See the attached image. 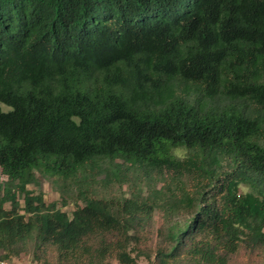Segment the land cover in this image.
Segmentation results:
<instances>
[{
	"label": "trees",
	"instance_id": "trees-1",
	"mask_svg": "<svg viewBox=\"0 0 264 264\" xmlns=\"http://www.w3.org/2000/svg\"><path fill=\"white\" fill-rule=\"evenodd\" d=\"M0 168V260L264 264V0H0Z\"/></svg>",
	"mask_w": 264,
	"mask_h": 264
},
{
	"label": "rangeland",
	"instance_id": "rangeland-1",
	"mask_svg": "<svg viewBox=\"0 0 264 264\" xmlns=\"http://www.w3.org/2000/svg\"><path fill=\"white\" fill-rule=\"evenodd\" d=\"M3 108L8 109L9 107L3 105ZM127 167V166H126ZM129 168V169H128ZM128 176L125 179V184L122 186L120 182H113L114 177H112V181L105 180V175H100L97 177V180H90L85 182H80L76 184L73 182L69 185L61 186L59 180L56 178H46L41 177L38 181V185L30 184L29 188L35 191L36 193L42 192L44 196V200L47 203H51L52 201H58V206L63 208V210H67L69 213L75 208V204L77 201V197L79 195L84 194L86 197H109L112 195L120 194L121 192L128 189V185L130 188L132 186L141 185L144 189H147V185H153L155 180L150 178V182L148 181V177H143L136 173L133 167H127ZM7 179V176L4 172H2L0 168V182H4ZM111 182V183H110ZM161 181L158 182V186H161ZM248 188H242V191L247 190ZM81 192H80V191ZM1 195V194H0ZM64 204H62V203ZM79 204H82V200L78 201ZM9 203L6 204V207H9ZM155 218L158 219V214L156 213ZM157 224H155L156 226ZM15 263L19 264H38L33 262L29 254H23L19 258L13 259ZM107 264H119L116 259L109 258ZM140 264H152L145 259L140 260Z\"/></svg>",
	"mask_w": 264,
	"mask_h": 264
},
{
	"label": "built area",
	"instance_id": "built-area-1",
	"mask_svg": "<svg viewBox=\"0 0 264 264\" xmlns=\"http://www.w3.org/2000/svg\"><path fill=\"white\" fill-rule=\"evenodd\" d=\"M0 264H19V263H15L14 261L11 260H6V259H1L0 260Z\"/></svg>",
	"mask_w": 264,
	"mask_h": 264
}]
</instances>
